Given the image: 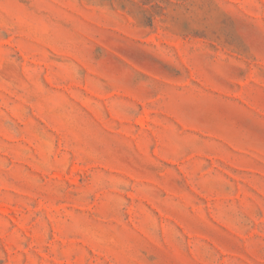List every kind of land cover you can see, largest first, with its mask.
Returning a JSON list of instances; mask_svg holds the SVG:
<instances>
[{"label": "rangeland", "instance_id": "1", "mask_svg": "<svg viewBox=\"0 0 264 264\" xmlns=\"http://www.w3.org/2000/svg\"><path fill=\"white\" fill-rule=\"evenodd\" d=\"M0 264H264V0H0Z\"/></svg>", "mask_w": 264, "mask_h": 264}]
</instances>
